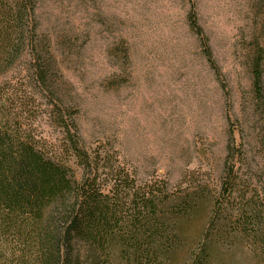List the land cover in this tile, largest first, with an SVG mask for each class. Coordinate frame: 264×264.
I'll return each instance as SVG.
<instances>
[{
    "label": "trees",
    "instance_id": "obj_1",
    "mask_svg": "<svg viewBox=\"0 0 264 264\" xmlns=\"http://www.w3.org/2000/svg\"><path fill=\"white\" fill-rule=\"evenodd\" d=\"M188 1L187 25L226 97L229 131L217 187L197 180L173 191L163 179L139 181L105 144L84 143L78 109L38 30L37 0H0V264H219L222 248L245 249L264 264V140L254 170L231 122L227 81ZM251 7L257 21L237 45L264 138V0ZM43 114L59 128L56 141L36 129ZM200 212L202 235L180 262V224Z\"/></svg>",
    "mask_w": 264,
    "mask_h": 264
},
{
    "label": "rangeland",
    "instance_id": "obj_2",
    "mask_svg": "<svg viewBox=\"0 0 264 264\" xmlns=\"http://www.w3.org/2000/svg\"><path fill=\"white\" fill-rule=\"evenodd\" d=\"M230 89L231 122L252 168L262 164L261 109L238 48L257 21L252 0H191ZM188 0H37L40 35L49 40L67 99L78 109L81 139L111 148L139 181L171 190L205 181L217 187L226 154V97L187 25ZM258 19V18H257ZM264 93V71L262 76ZM35 125L51 141L59 128ZM236 134V133H235ZM198 213L180 224V262L202 235ZM190 249V250H189ZM219 264H257L245 249H220Z\"/></svg>",
    "mask_w": 264,
    "mask_h": 264
}]
</instances>
